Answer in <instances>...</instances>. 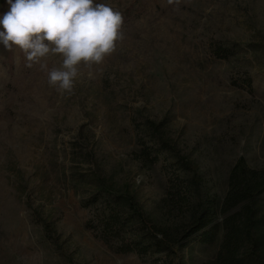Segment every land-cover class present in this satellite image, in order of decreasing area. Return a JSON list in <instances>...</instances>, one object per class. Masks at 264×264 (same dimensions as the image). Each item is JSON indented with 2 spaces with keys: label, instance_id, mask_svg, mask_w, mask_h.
I'll return each mask as SVG.
<instances>
[{
  "label": "rangeland",
  "instance_id": "1",
  "mask_svg": "<svg viewBox=\"0 0 264 264\" xmlns=\"http://www.w3.org/2000/svg\"><path fill=\"white\" fill-rule=\"evenodd\" d=\"M95 2L121 12L123 39L102 63L80 66L71 93H59L39 64L27 67L22 51L0 44V264L165 260L113 252L86 228V188L70 185L102 173L126 182L158 224L179 220L177 210L166 216L173 159H138L139 143L155 142L147 121L199 166L219 199L239 158L264 170V0ZM8 7L0 0V16ZM218 44L233 51L218 57ZM42 62L51 69L62 57ZM219 243L220 236L203 244L195 235L168 260L202 264Z\"/></svg>",
  "mask_w": 264,
  "mask_h": 264
},
{
  "label": "trees",
  "instance_id": "2",
  "mask_svg": "<svg viewBox=\"0 0 264 264\" xmlns=\"http://www.w3.org/2000/svg\"><path fill=\"white\" fill-rule=\"evenodd\" d=\"M233 46L218 44L215 55L228 56ZM147 123L155 142L151 146L140 142L138 159L152 164L160 158L173 159L169 166L175 174L167 191L166 216L177 210L179 220L158 224L141 209L126 182L93 171L70 182L76 191L86 188L80 197L81 207L91 212L86 228L117 254L134 253L143 259L165 256L151 264H172L168 258L195 235L203 244H212L220 236L216 256L202 264H264V170L250 169L239 158L219 199L205 188L199 166L159 134L158 124Z\"/></svg>",
  "mask_w": 264,
  "mask_h": 264
},
{
  "label": "clouds",
  "instance_id": "3",
  "mask_svg": "<svg viewBox=\"0 0 264 264\" xmlns=\"http://www.w3.org/2000/svg\"><path fill=\"white\" fill-rule=\"evenodd\" d=\"M0 16V44L25 54L27 67L39 64L59 93H71L82 64H100L123 39V16L95 0H7ZM59 55V67L44 61Z\"/></svg>",
  "mask_w": 264,
  "mask_h": 264
}]
</instances>
